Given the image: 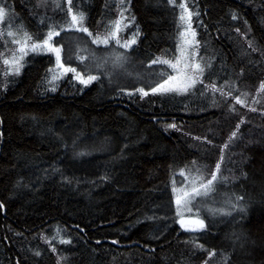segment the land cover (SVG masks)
I'll use <instances>...</instances> for the list:
<instances>
[{
	"label": "trees",
	"instance_id": "16d2710c",
	"mask_svg": "<svg viewBox=\"0 0 264 264\" xmlns=\"http://www.w3.org/2000/svg\"><path fill=\"white\" fill-rule=\"evenodd\" d=\"M25 34L42 47L9 67ZM105 39L131 76L81 83L77 44ZM262 85L264 0H0V264H264Z\"/></svg>",
	"mask_w": 264,
	"mask_h": 264
},
{
	"label": "rangeland",
	"instance_id": "374dc122",
	"mask_svg": "<svg viewBox=\"0 0 264 264\" xmlns=\"http://www.w3.org/2000/svg\"><path fill=\"white\" fill-rule=\"evenodd\" d=\"M186 39H187V44H188V49L192 48L193 44H194V39L192 35H186ZM79 46V50L82 52L80 54H77V59H75L78 62L79 65V75L80 77L85 76V73L89 72V69H93V70H101V69H107L111 75L113 77H116L119 74H127V76H131L130 72L128 71V56L126 55V48L125 45L123 43V45L117 44V42H113V44H109V43H104L103 41L100 42H91V43H82L79 42L77 44ZM24 47V53L20 52L19 49L21 47ZM18 48L16 50H14L13 54L7 59L10 62L13 61V59L15 58L16 60H18V62L20 63L21 61H24L25 57L30 50H32L31 45H24V43H20L19 46H17ZM42 47V46H41ZM40 47V48H41ZM45 48L47 49H59V63H57V67L64 68L63 70H65V68H67V64L64 63V59H63V45L62 44H52L49 42L48 46H45ZM185 51H187V48H184ZM15 53V54H14ZM53 53L55 54L56 58H57V53L55 51H53ZM182 60V59H181ZM16 65V63H9V67L10 65ZM62 65V67H61ZM189 65H192L193 68H195V63L190 64L188 63V61H185L181 64L179 70L180 72L177 74V76L173 77L172 81L170 84L171 86H177V87H183L187 84H189L191 82V80L188 79V77H191L192 79L193 76L192 74L190 75L188 73V71L186 72V68L189 67ZM98 72V71H97ZM180 187V188H179ZM176 187L179 188V190L181 191L179 193V196L177 198H181V203L178 204V207L180 212H185L187 210H189L190 208L196 206L198 208H206L208 207L212 202H210L209 200L211 199H205V196L209 197L208 195L201 194L202 199H199V201L197 202L198 204H193V200L194 198L190 199V202H188L189 197L185 196V193H191L192 190V185L191 184H184L182 186ZM196 187H199L198 185ZM203 192V190H202ZM200 195V196H201ZM207 198V197H206ZM212 201V200H211ZM185 224H187L188 227H198L199 225L196 224H192L190 223L191 221H196V220H201L198 216H185L182 219Z\"/></svg>",
	"mask_w": 264,
	"mask_h": 264
},
{
	"label": "snow or ice",
	"instance_id": "6c2138e0",
	"mask_svg": "<svg viewBox=\"0 0 264 264\" xmlns=\"http://www.w3.org/2000/svg\"><path fill=\"white\" fill-rule=\"evenodd\" d=\"M69 2H71V0H69ZM170 2H172V3H175V0H170ZM179 7H181V8H185V5H183V4H180L179 5ZM70 11H71V9H70ZM191 15V13H189V16ZM83 14L81 13L79 16H77V15H73L72 16V24L73 25H76V24H78V23H81L82 21H83ZM184 17L182 16L181 17V19H183ZM119 26L117 25V28H118ZM80 30H82V31H85V32H87L88 30H87V28H81ZM57 35H58V33H56ZM9 35H12V33H9ZM52 35H53V33L52 32H49V34H48V39L47 40H44V42H43V46H48L49 45V41L51 40V38H52ZM113 35H115V33H113ZM29 39H31V36H29V35H27V34H25V41H24V45L26 46V44H27V40H29ZM16 43H20V41H15ZM104 43H107L108 41H107V39H105L104 41H103ZM133 42H135L134 40H133ZM125 46H127V45H125ZM41 47V45L40 44H32L31 45V48H32V50L33 51H35V50H37V49H39ZM52 51H55L56 53H57V63H59V49H51ZM19 51L20 52H22V53H24V47L22 46L20 49H19ZM24 54H26V53H24ZM4 63L5 64H9V63H16L17 65H18V60H16L15 58L13 59V61H9V60H4ZM165 63H167V62H165ZM61 67H62V65H61ZM172 67H175V65H172ZM196 68H199V65H196ZM15 71H16V73L18 74L19 73V66H17L16 68H15ZM65 71H75L74 69H65ZM200 72L202 73L203 72V69H200ZM77 77L81 80V83H84V84H87V83H89L91 80H94V79H96V77H94V76H89L88 77V79L87 80H85V79H83L82 77H80L79 76V74H77ZM188 79L189 80H191V83H195V80L194 79H192L191 77H188ZM166 83H167V81H166ZM262 88H264V85H262ZM160 90H162V91H169V90H172V89H168V88H165L164 87V85H161L160 86ZM178 90V89H177ZM154 91H155V89H154ZM146 94V93H145ZM237 103H243V101H241V100H239V98H237ZM253 111L255 110V109H252ZM171 127H174V125H171ZM233 137L236 135V133L234 132L233 134ZM216 169H217V172L219 171V169H220V165L219 164H217V166H216ZM226 179V178H225ZM218 180V176H217V173L216 172H214L212 175H211V179H209V180H207V182L206 183H201L200 185H199V187H193L192 188V190H191V193H185V196L186 197H189V200H188V202H190V199L191 198H194L195 196H200L201 194H204V195H207L208 194V192H210V191H212L213 190V185H214V182H216ZM202 190H203V192H202ZM177 203L178 204H180L181 203V198H178L177 199ZM190 223H192V224H196V225H199L200 227H203V221H201V220H196V221H191ZM181 224H182V227H187V224H185V222L182 220L181 221ZM63 243H68L69 241H62Z\"/></svg>",
	"mask_w": 264,
	"mask_h": 264
}]
</instances>
